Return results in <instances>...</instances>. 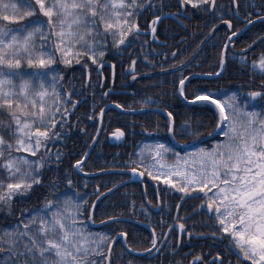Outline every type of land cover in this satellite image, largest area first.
<instances>
[{"label":"trees","instance_id":"16d2710c","mask_svg":"<svg viewBox=\"0 0 264 264\" xmlns=\"http://www.w3.org/2000/svg\"><path fill=\"white\" fill-rule=\"evenodd\" d=\"M98 1L94 12H91L90 15L95 19V26L101 30L102 22L96 15L99 11ZM121 1L126 3L127 9L130 11L132 25L136 24L140 29H147L152 18L169 10L183 9L187 18L183 20L184 27L169 19H164L158 24L155 36L158 40H163L162 46L151 41L148 35L136 34L133 31V26L131 34L125 35L119 42H112L107 38V34L101 32L107 42H104L100 59L112 62L114 69L113 76L107 66L101 69L103 81L100 80L95 65L84 57L75 62L71 60L66 63V66L61 65L58 62L59 59L46 60L41 63L23 53L10 63L2 64L0 62V70L12 71L11 81L14 84L23 80L32 83L39 71L56 69L58 72L56 84L61 102L60 109L51 118V126L41 127L40 137L37 136L39 140L35 146L34 157L39 164L36 179L28 185L15 187L9 183L14 178L7 175V170L3 165L1 167V164L14 151L16 119H35L34 109H32L34 107L27 104L25 99L20 96L4 99L0 94V183L6 184V188L0 186V232L17 218L21 219L27 211L54 200L53 198L62 194L61 192L65 195L74 196L76 194L83 198V217L87 220L93 199L91 194L87 193L88 182H111L115 176L104 174L94 178L83 177L73 170L72 161L75 162L82 157L85 147L95 132L96 121L94 120L97 119L100 109L107 103L115 102L123 109L131 110L147 107L166 110L173 120V137L182 144L190 143L207 135L216 128L218 115L215 108L206 101L187 104L179 98L177 87L180 81L189 74H213L219 70L220 50L229 34L224 21L232 23V31L240 26L236 20H232L231 3L228 0H215L213 9L209 11L210 0L201 5H191L187 0ZM236 1L238 14L248 15L249 13L252 17L253 13L250 11H254V9H259L260 12L264 11V0H256L255 8L247 6L248 2ZM33 4L29 10L18 8L15 13L18 20L12 19L13 22L15 24L17 21L26 23L28 19L33 22L34 18L29 17L28 14H40L36 4ZM203 7H205V17H203ZM250 32L249 30L236 37L233 40V47L235 49L243 48ZM208 33H211V36L198 49ZM40 37L43 36L37 35L35 40H40ZM181 37L186 38L183 42L176 43ZM42 49L49 51L44 42ZM255 51L262 54L264 48L257 46ZM132 62L139 76L135 81L129 83L127 69ZM259 87H264V59H251L248 52L235 54L228 50L224 57L223 72L219 76L215 78L192 77L184 83L182 94L184 100L195 99L199 95L221 100L223 95L236 92L238 99L242 100L244 96L249 95L250 91L255 92ZM108 88L127 90L128 92L104 96L103 94ZM74 102L77 106L73 108ZM115 127H119L124 132L125 141L122 144L111 145L108 143L106 135ZM168 127L169 120L162 112L131 114L124 113L116 107L108 108L102 118L96 146L97 150L102 147L109 153L107 152V156L93 154L90 161L87 159L83 163V170L102 169L116 161L121 163L126 161L127 164H131L134 161L133 150L144 138L154 136L168 142ZM212 142L213 140L206 141L204 145H209ZM69 145L72 152L69 151L66 155L64 152L70 149ZM119 147L123 151L122 156H114ZM76 149H79L80 154H77ZM83 185L87 187L83 188ZM121 199L119 198L118 201ZM111 201L112 204L107 205L104 209L97 207L92 212L94 222H100L120 211V206L115 205L117 200L113 198ZM125 226L124 221H114L104 224L99 229L110 228L114 230L112 232L114 234ZM140 228L142 229V227ZM131 237L133 236H128L129 239H132ZM147 239V237L146 240L140 238L141 241L137 245L145 246L148 243ZM22 244L23 241L18 242V251L15 254L12 252V248L0 244V254L2 252L10 254L8 261L0 263L37 264L36 254L31 256V254L23 252L24 245ZM144 246L137 247L143 248ZM121 251L118 247L113 248L109 264H120ZM163 255L158 254L159 260L148 259L144 264H160V261H165L164 264H176L175 258L165 260L167 258ZM102 257L103 259L101 258L97 263L86 262L85 264H104V254ZM128 259L137 264L133 256L129 255Z\"/></svg>","mask_w":264,"mask_h":264},{"label":"rangeland","instance_id":"374dc122","mask_svg":"<svg viewBox=\"0 0 264 264\" xmlns=\"http://www.w3.org/2000/svg\"><path fill=\"white\" fill-rule=\"evenodd\" d=\"M206 1L187 0L191 5ZM96 2L0 0V62L10 63L23 53L41 63L59 59L58 62L66 66L67 62L84 57L96 65L107 42L101 32L112 42H119L131 34L132 27L125 2L99 0L96 15L103 28L98 29L90 15ZM33 3L40 14H28L34 21H17V26L12 20H18L17 9L29 10ZM37 35L45 39L40 37L36 41ZM43 42L49 51L42 49ZM57 73L53 68L42 70L34 82L23 80L14 84L12 71L0 70L2 97L20 96L34 107L35 119H16L14 151L1 164L7 175L14 178L9 183L15 187L28 185L36 179L37 136L40 137L41 127L51 126V118L61 105ZM255 91L262 94L255 98L250 91L239 100L236 92H229L218 100L224 115L223 129L220 137L210 145L176 154L173 163H166L159 155L164 148L168 152V147H151L145 143L139 148L138 157L142 160L146 155V164L154 170H164L192 186L205 187L220 203L219 215L224 228L231 230L247 260L252 264H264V87ZM82 165L83 162L76 170L78 174L85 172ZM0 186L6 188L4 183ZM62 194L14 220L0 232V244L9 246L15 254L18 242L23 241V252L31 256L36 254L37 264H85L103 259V229L93 231L86 225L82 197ZM9 255V252H2L0 262L8 261Z\"/></svg>","mask_w":264,"mask_h":264},{"label":"flooded vegetation","instance_id":"af4514ba","mask_svg":"<svg viewBox=\"0 0 264 264\" xmlns=\"http://www.w3.org/2000/svg\"><path fill=\"white\" fill-rule=\"evenodd\" d=\"M228 1L232 5V20H236L238 25H240L239 28L232 31V23L227 20L224 21V24L229 31L228 36L239 31L248 22L260 17H264V11L260 12L259 9L250 11V13H253V16L250 17L249 13L248 15L238 14L237 8L236 16L233 12L232 1ZM234 1L236 7L237 1ZM242 1L248 2L247 6L251 8L256 7V0ZM214 2L215 0H213V3H211L210 0V5L208 8L209 11L213 9ZM204 8L205 7H203L202 10L204 13L203 17H205ZM166 13L175 15L178 19H180V21L170 18L166 19L172 20L179 26L184 27L183 20L187 18V16L183 9L179 11L169 10ZM249 30L251 31V35L249 34V37H247L245 40V46L241 49H235L233 47V40ZM210 36L211 33H208L205 36L199 45V48L205 43V41H207ZM185 38L186 37L179 38L176 43L183 42ZM263 40L264 19H261L254 22L244 32L239 35H235V37L230 40L225 49L224 57L226 51L229 50L235 54H244L245 52H248L249 58L251 59H264V53L261 54L255 51L257 46H262L264 48ZM230 44H232V48H229ZM159 45L162 46L163 44L160 43ZM249 45L250 47L246 49L245 52L239 53V51L245 49ZM222 48L220 50V58ZM132 76H134V78L132 81H130ZM138 76L139 73H137L134 68L133 73L129 75L128 82L132 83ZM113 103L117 104L115 102ZM76 106V102H74L73 108ZM94 121H96V131L98 126L97 119ZM115 129L121 130L119 127L112 128L111 131L107 133L106 139L111 145L122 144L125 141V134L122 130V141L111 142V139L109 138V135L112 134ZM93 136L94 134L85 147L82 157L84 156L88 145L92 141ZM98 137L85 157L83 163H85L87 159L90 161L93 154H98L101 156L108 155L109 151L103 150L102 147H99L97 150L96 143L98 142ZM147 138L150 139L152 136H148ZM70 147L71 146L69 145L68 148ZM69 151L72 152V149L70 148L64 153L67 155ZM76 151H78L77 154H80L79 149H76ZM122 152L123 151H121L119 147L117 148V151H115L114 156L120 157L122 156ZM72 157H74V155ZM82 157L79 160H81ZM72 162L74 163V161ZM59 165H61V163H59ZM103 170L113 171L107 173H98ZM128 170L140 172V180L125 182L130 178V174L127 172ZM85 172L95 174L87 178H94L104 174L115 176V179L111 182H88L89 187L87 193L91 194V197H93L91 202L92 204L96 199L98 200L93 207V212L97 209V207L104 209L107 205L112 204L111 200H113V198L117 200L115 201V205L120 206V211L117 212L116 215H112L107 219L118 217L124 218L122 221H124L126 224L124 228L119 229L114 234H112L114 230L110 228L103 230L105 244L101 246V248H103L101 251L104 254V262L107 257L108 249H110L108 256L109 264L113 248L118 247L122 250L121 254L119 255L120 264H136L134 261L128 259L129 255L134 257V260H136L137 264H144L148 259L155 258V260H159L160 257L157 256L158 254H164L163 256L167 258L165 260L175 258L176 264H252L247 260V257L239 247V244L236 242L235 238H233L231 230L224 228L225 224L219 215L221 211L220 203L211 197L210 192H208L205 187L192 186L183 180H175L169 177L166 171L154 170L136 160H134L131 164H127L126 161H123L122 163L120 161H116L112 165L105 168ZM82 187L86 188L87 186L83 185ZM111 188L114 189L102 196L103 193ZM119 198H122V201H118ZM91 216L93 217V213H91ZM140 227H142V229ZM130 235L133 236L131 237L132 239L128 238ZM146 237L148 238L146 241L148 243H146L145 246L137 245L141 241L139 240L140 238H144V240H146ZM137 246L144 247L138 248ZM138 257L140 259H136ZM164 263L165 261H160V264Z\"/></svg>","mask_w":264,"mask_h":264},{"label":"water","instance_id":"95a60500","mask_svg":"<svg viewBox=\"0 0 264 264\" xmlns=\"http://www.w3.org/2000/svg\"><path fill=\"white\" fill-rule=\"evenodd\" d=\"M232 1V4H233V12L234 14L236 15V7H235V1L234 0H231ZM211 3H213V0H211ZM237 16V15H236ZM165 18H170V19H174V20H179L176 16H174L173 14L171 13H164V14H161L159 16H156L154 18H152L148 24V28L147 29H140L137 27L136 24L133 25V31L136 33V34H139V35H148L151 39V41L155 42V43H162L161 41H159L156 37H155V32H156V28L158 26V24L160 23V21H162L163 19ZM261 19H264V17H260V18H257V19H254L250 22H248L246 25H244L243 28H241L239 31H237L236 33L230 35L225 43H224V46L222 48V53H221V58H220V68L218 70V72L216 73H213V74H205V73H192V74H189L187 75L183 80L180 81L179 85H178V88H177V92H178V95L180 98H182V95H181V87L182 85L190 78L192 77H203V78H215L217 76H219L222 72H223V69H224V52H225V49L228 45V43L230 42L231 38L235 35H239L241 34L242 32H244L250 25H252L254 22L256 21H259ZM180 21V20H179ZM228 24V23H227ZM250 47V45L248 47H246L245 49L239 51V53H243L246 51V49H248ZM229 48H232V44L229 45ZM199 49V47H198ZM197 52V50H196ZM195 52V53H196ZM104 65H107L109 66L110 68V71H111V75L113 74V64L109 61H103L101 62L100 64H98L96 66V71L98 72V74L101 76V68L104 66ZM134 71V67H133V62L131 63V65L129 66L128 70H127V73L128 74H132ZM134 78V76H132L130 78V81H132ZM128 91L127 90H115V89H112V88H108L105 90L104 92V96H106L107 94H118V93H127ZM255 96H259L260 93H255L254 94ZM183 99V98H182ZM184 102H186L187 104H190V103H194L196 101H206V102H209L210 104H212L217 113H218V126L217 128L212 131L211 133L205 135V136H201L199 138H197L196 140H194L193 142H190L188 144H179L178 142H176L173 137H172V117L167 113V111L161 109V108H155V107H147V108H142V109H135V110H131V109H123L121 108L120 106H118L117 104H114V103H109L107 105H105L99 112L98 116H97V124H98V127H97V130L95 132V135L92 139V141L90 142L89 146L87 147L86 149V152L83 156V158L81 159L80 162H76L74 164V169L75 170H78V166L84 161L85 157L87 156L88 152L90 151V149L92 148L93 144L95 143L97 137H98V134H99V131H100V123H101V118L104 114V112L109 108V107H116L117 109H119L120 111L124 112V113H142V112H163L164 114H166L168 116V119H169V131H168V137L171 141V143L175 146V147H178V148H181L183 150H191V149H194L196 147H198L200 144H202L203 142L209 140V139H212L214 138L215 136L219 135L221 130H222V126H223V110H222V107L221 105L219 104V102L212 98V97H209V96H200V97H197L195 99H191V100H184ZM109 138L111 139V142H116V141H122L123 139V133L121 130L119 129H115L114 132L112 134L109 135ZM113 170H103V171H100L98 173H107V172H111ZM129 174H130V178L127 179L125 182H128V181H139L140 180V175L141 173L138 172V171H134V170H128L127 171ZM137 175H136V174ZM83 175L85 176H92V175H95L94 173H82ZM139 175V176H138ZM117 187V186H115ZM114 187V188H115ZM114 188H111L109 190H107L105 193L102 194L103 195H106L107 193H109L112 189ZM98 200L96 199L91 208H90V212H89V216H88V220H87V223L90 227H98L104 223H107V222H110V221H114V220H122L123 218H111V219H107V220H104V221H101V222H98V223H93L91 221V210L92 208L94 207V205L96 204ZM108 254H109V249L107 251V257H106V260H105V264H107L108 262Z\"/></svg>","mask_w":264,"mask_h":264}]
</instances>
